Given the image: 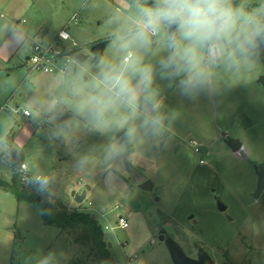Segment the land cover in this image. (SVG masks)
Instances as JSON below:
<instances>
[{
	"label": "rangeland",
	"instance_id": "rangeland-1",
	"mask_svg": "<svg viewBox=\"0 0 264 264\" xmlns=\"http://www.w3.org/2000/svg\"><path fill=\"white\" fill-rule=\"evenodd\" d=\"M261 2L249 0L248 7ZM1 14L3 19L11 16L4 7ZM27 15L36 38L48 42L66 28L71 39L65 48L78 59L80 53L87 54V59L79 60L94 65L91 48L102 39H111L103 56L118 59L117 17L128 15V4L126 0H32ZM74 15L77 22L72 20ZM41 27L50 30L45 39ZM29 44L21 49V59L30 55ZM167 55V49L160 47L145 62L158 69V61ZM215 71L218 94L195 101L182 97L175 82L157 75L165 111L179 113L173 125L175 136L164 149L147 141L130 146L119 161L106 159L104 147L122 133L95 130L83 117L74 116L72 109L70 131L60 127L63 109L62 114L56 113L57 131L35 135V131H20L26 126L23 117L9 112L15 110V101L22 108L45 109L47 97L51 101L65 89L66 74L54 73L51 78L56 84L49 85L44 73L33 72L23 82L22 97L8 102L0 114V177L12 180L8 146L19 150L24 146L27 171L50 178L45 193L54 203L70 212L96 214L117 264H174L167 245L159 239L162 228L191 257L197 258L202 246L216 264H264V191L258 199L254 196L259 177L251 164L264 163V87L259 82L264 60L260 56L238 68L221 66ZM19 73L18 83L28 68L23 65ZM227 137L239 139L242 149L235 151ZM194 141L200 145L199 152ZM127 164L148 178L158 177L151 191L135 182ZM109 172L112 177H106ZM73 191H87V195L78 202ZM216 197L228 205L226 212L218 210ZM130 211L133 214L128 216ZM190 213L194 219L188 218ZM120 214L129 217L128 228L119 225ZM76 237L74 232L47 226L37 205L0 187V264H39L49 253L53 254L49 264H98L94 252Z\"/></svg>",
	"mask_w": 264,
	"mask_h": 264
},
{
	"label": "clouds",
	"instance_id": "clouds-1",
	"mask_svg": "<svg viewBox=\"0 0 264 264\" xmlns=\"http://www.w3.org/2000/svg\"><path fill=\"white\" fill-rule=\"evenodd\" d=\"M126 2L128 15L117 17L114 34L118 59L95 53L97 60L90 65L70 57L65 89L50 102V110L62 114L67 106L95 130L122 133L104 147L106 159L112 161L121 160L137 143L147 141L164 149L174 138L179 113L165 111L157 75L175 82L184 98L212 99L219 91L217 68H238L264 56V0L253 8L248 7L249 0ZM160 47L168 55L158 61L157 69L145 57ZM31 182L46 192L51 181L37 174ZM52 255L39 264H49Z\"/></svg>",
	"mask_w": 264,
	"mask_h": 264
},
{
	"label": "crops",
	"instance_id": "crops-1",
	"mask_svg": "<svg viewBox=\"0 0 264 264\" xmlns=\"http://www.w3.org/2000/svg\"><path fill=\"white\" fill-rule=\"evenodd\" d=\"M31 2L32 0H0V8L3 7L7 8V11H9V13L11 14L9 19H3L2 14L0 15V114H2V112L5 111V109H7L6 107L4 108V106L6 104L9 105L8 102L13 100L17 96L22 97L23 94L21 93L20 90L23 86V82L25 81L26 77L29 76L30 74L32 75L33 72L44 73L43 75H45L46 78H48L49 80L48 83L49 85H52L53 83L56 84V81H53L51 76H53V74L57 72L32 71L28 67V62H27L29 54L26 53L25 59L23 58L21 59L20 56L21 49L24 47L25 44L30 43L29 46H31L33 40L39 39L40 37L39 36L36 38V36L34 35L35 32L29 23V17H27L28 16L27 12L31 8ZM75 16L77 15H74L72 17V20ZM63 29L67 30L66 28ZM39 31L41 33L40 34L41 38L48 36L50 32V30L43 27H41ZM58 35L59 33L55 35L53 40L45 43H49L58 39ZM60 42L63 43L65 46L67 44L66 41L60 40ZM23 65L24 67L26 66L28 68L29 73L25 77H23V79L18 83L19 81L18 77L20 76L19 72L20 70L23 69ZM62 74L65 75L67 73H62ZM46 101H47V105L45 109H43V106H39V105L33 106V108L29 105H25L24 108H22L21 103L19 101H15L16 102L15 110L11 109L9 112L16 114L18 117L19 116L23 117L24 124L26 126L24 128L22 127L21 129V124H19L18 122L19 130L21 129L20 131H35L34 135L35 133H39L41 131H57L55 125L58 124L59 116L56 115L58 111L50 110L51 101L49 100V97H47ZM2 103L5 104L2 105ZM24 109L30 110L31 114L26 115L24 113ZM63 111H64L63 113L64 124L63 126L60 127L62 131H70L69 126L65 127L64 125L65 122L68 121L69 119V115L71 114V108L64 106ZM10 118H13V116ZM52 124L54 125L52 126ZM8 147L11 148V153H12V149L23 151L25 155L24 163H28L27 153L24 146L21 150L14 147L13 145ZM110 173L111 172H109L106 175V177L107 176L112 177V174ZM29 174L33 175V173H31L30 171ZM131 214L133 213L130 211L128 216H130ZM120 215H124V214H120Z\"/></svg>",
	"mask_w": 264,
	"mask_h": 264
},
{
	"label": "trees",
	"instance_id": "trees-1",
	"mask_svg": "<svg viewBox=\"0 0 264 264\" xmlns=\"http://www.w3.org/2000/svg\"><path fill=\"white\" fill-rule=\"evenodd\" d=\"M149 2H151L149 0ZM13 176L11 181L0 178V187L14 194L19 200L37 205L42 212L43 220L48 226H55L61 231L77 234L76 241L88 245L98 257V264H117L112 256L102 226L92 213L84 211L70 212L63 206L54 203L45 192H40L32 182L26 184L23 180L22 164L25 155L23 151L12 149ZM30 177H33L31 175Z\"/></svg>",
	"mask_w": 264,
	"mask_h": 264
},
{
	"label": "water",
	"instance_id": "water-1",
	"mask_svg": "<svg viewBox=\"0 0 264 264\" xmlns=\"http://www.w3.org/2000/svg\"><path fill=\"white\" fill-rule=\"evenodd\" d=\"M110 42L111 39H104L95 43L91 48V53H100L101 55H104V51ZM87 58V54H79V59L85 60ZM261 58L264 60V56H261ZM95 59L97 60L96 56ZM259 82L262 83L264 87V74L260 75ZM224 135L227 134L224 133ZM226 141L235 151L240 150L243 147V143L239 139L227 137ZM251 164L253 166L254 171L259 177L257 190L254 195L258 199L264 191V163L252 161ZM127 167L135 182L142 189L146 191H151L153 189L154 184L158 178L157 176L148 178L147 175L139 171L132 164H127ZM88 188L90 189V185H88ZM86 193L87 191H84L83 194H77L76 191H73V196L78 202H82L86 197ZM216 204L219 211L226 212L228 210V205L220 197H216ZM92 217L96 218V214L93 213ZM194 217V213H190L188 215V218L190 219H194ZM159 239L165 242V244L167 245L174 264H216V261L212 258L210 253L202 246L199 247L197 258L189 256L184 250V248L181 246V244L165 228H162L160 230ZM109 245L110 243L108 244V246Z\"/></svg>",
	"mask_w": 264,
	"mask_h": 264
},
{
	"label": "built area",
	"instance_id": "built-area-1",
	"mask_svg": "<svg viewBox=\"0 0 264 264\" xmlns=\"http://www.w3.org/2000/svg\"><path fill=\"white\" fill-rule=\"evenodd\" d=\"M75 22L76 16L73 18ZM71 34L69 31L63 29L59 32L58 39L45 43L40 39L33 40L31 44V53L28 56L27 62L28 67L32 71H46V72H57L67 73L68 60L73 57L70 51L65 48V45L60 42L70 40ZM8 108L6 104L4 108ZM26 115H30L31 112L28 109H24ZM196 151H200V145L196 141L193 142ZM203 162V161H202ZM22 171L24 172L23 180L26 184L31 182V174L27 171V164H22ZM119 225L123 228L130 226L129 217L125 215L119 216Z\"/></svg>",
	"mask_w": 264,
	"mask_h": 264
},
{
	"label": "flooded vegetation",
	"instance_id": "flooded-vegetation-1",
	"mask_svg": "<svg viewBox=\"0 0 264 264\" xmlns=\"http://www.w3.org/2000/svg\"><path fill=\"white\" fill-rule=\"evenodd\" d=\"M103 40V39H102ZM97 42H99V41H97ZM198 250H199V248H198Z\"/></svg>",
	"mask_w": 264,
	"mask_h": 264
}]
</instances>
